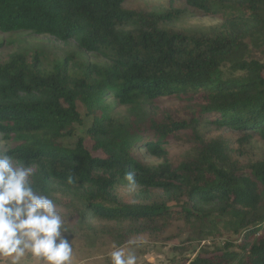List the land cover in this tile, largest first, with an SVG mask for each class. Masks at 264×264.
I'll list each match as a JSON object with an SVG mask.
<instances>
[{"label":"trees","instance_id":"16d2710c","mask_svg":"<svg viewBox=\"0 0 264 264\" xmlns=\"http://www.w3.org/2000/svg\"><path fill=\"white\" fill-rule=\"evenodd\" d=\"M124 1L0 0V32L74 41L104 59L79 69L68 66L73 53L51 68L36 52L0 59V134L11 144L5 152L16 164L35 169L33 183L43 194L62 185L93 217L115 222L214 217L227 219L240 233L235 246L170 264H264V158L239 170L228 164V147L220 139L198 130L237 131L243 143L252 134L264 140V62L251 56V47L264 46V0H184L224 21L207 33L174 28L178 10L129 9ZM162 101L183 104L186 116L166 113L144 128L125 126L114 114L115 106L141 111ZM78 104L92 115L87 134L99 153L82 138L73 147L61 142L82 123ZM187 131L193 152L172 164L169 145ZM138 149L160 162L144 163ZM127 173L134 175L141 199L159 190L183 203L120 199L118 188L130 186Z\"/></svg>","mask_w":264,"mask_h":264},{"label":"rangeland","instance_id":"374dc122","mask_svg":"<svg viewBox=\"0 0 264 264\" xmlns=\"http://www.w3.org/2000/svg\"><path fill=\"white\" fill-rule=\"evenodd\" d=\"M124 6L150 12L178 10L180 18L174 19L172 26L189 32L207 33L219 29L224 22L220 16L204 15L200 10L188 6L184 0H125ZM246 41L248 42L247 39ZM262 49L264 46L260 49L251 47V56L260 62H264ZM18 51L39 53L47 68H51L70 53L74 54V59L68 61V66L74 69H79L82 64L102 63L104 60L97 54L80 50L74 41L65 43L48 35L30 32H0V59L5 60L9 54ZM185 108L187 107L176 101H162L145 104L141 111L132 110L128 106H115L114 114L125 126L134 124L133 127L142 125L147 128L149 120L160 119L166 113L174 117L186 116ZM78 111L82 123H76L73 134L61 139V142L67 147H73L78 138H82L87 148L95 154L99 153L92 150L93 141L87 134L92 115L81 104H78ZM198 130L206 138L220 139L228 147V164H236L239 170L245 171L251 162L264 158V140L258 135L252 134L251 139L243 143L239 141L241 133L237 131L207 126L198 127ZM190 136L191 131H187L176 134L173 138L168 149L172 164L193 152L191 144L194 143ZM10 145L0 134V151H5ZM138 150L144 163L154 165L160 162L144 152V149ZM45 195L53 199L64 221L63 227L68 229L65 235L73 248V264H110L108 253L113 250L114 245L135 254L137 264H170L190 260L200 253L235 246L240 242V233L233 230L226 222L227 219L214 222V217L206 220L198 217L185 219L168 216L153 222L107 221L82 211L75 193L62 185L53 187ZM117 195L128 202L165 201L172 207L180 206L184 200L166 198L159 190L153 191L150 200L141 199L138 189L130 186L118 188ZM129 241L138 243L130 244ZM3 264H11L10 258H4ZM20 264H44V261H38L26 254Z\"/></svg>","mask_w":264,"mask_h":264},{"label":"clouds","instance_id":"9594fccd","mask_svg":"<svg viewBox=\"0 0 264 264\" xmlns=\"http://www.w3.org/2000/svg\"><path fill=\"white\" fill-rule=\"evenodd\" d=\"M33 177L31 167L14 163L0 151V264L4 258L20 264L26 254L44 264H73V248L65 235L68 229L53 199L34 185ZM125 179L134 187L132 173ZM108 259L110 264H137L135 254L115 245Z\"/></svg>","mask_w":264,"mask_h":264}]
</instances>
